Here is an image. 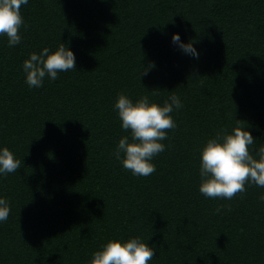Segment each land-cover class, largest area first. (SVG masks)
<instances>
[{
	"label": "trees",
	"instance_id": "obj_1",
	"mask_svg": "<svg viewBox=\"0 0 264 264\" xmlns=\"http://www.w3.org/2000/svg\"><path fill=\"white\" fill-rule=\"evenodd\" d=\"M21 14L22 41L0 36V146L21 161L0 177V264H84L132 235L156 249L148 264H264V188L246 183L230 200L198 190V148L218 130L239 123L264 143V0H29ZM60 42L76 69L30 88L23 60ZM121 91L183 101L148 176L112 154L129 134ZM218 204L230 209L215 214Z\"/></svg>",
	"mask_w": 264,
	"mask_h": 264
},
{
	"label": "clouds",
	"instance_id": "obj_2",
	"mask_svg": "<svg viewBox=\"0 0 264 264\" xmlns=\"http://www.w3.org/2000/svg\"><path fill=\"white\" fill-rule=\"evenodd\" d=\"M29 0H0V36L7 37L8 46L22 41L20 29L25 25L21 6ZM171 41L185 55L199 58L195 41L181 39L179 32L171 35ZM154 62L143 66L141 72L154 67ZM25 83L30 88L44 85L45 78L55 81L59 73L76 69V56L66 42L55 48L44 46L39 52L32 51L22 63ZM183 107V101L176 93L163 99L162 103L152 100L150 95H140L135 100L121 91L117 94L114 108L120 118V126L128 135L119 138L113 156L133 175L148 176L156 170L152 158L163 152L168 136L167 129L177 127L171 113ZM239 121V119H237ZM256 138L249 127L233 126L231 130L221 129L206 139L199 152L198 190L206 197L231 199L238 192L246 191L245 184H256L264 188V143L256 145ZM20 159L7 146H0V177L15 172ZM258 200L264 202V193ZM230 205L218 204L213 212L223 214ZM9 200L0 196V222L8 219ZM156 249L139 235L123 238H108L91 253L84 264H148Z\"/></svg>",
	"mask_w": 264,
	"mask_h": 264
}]
</instances>
